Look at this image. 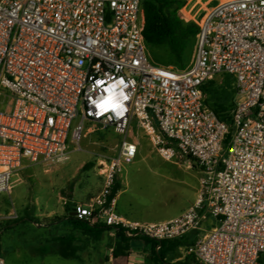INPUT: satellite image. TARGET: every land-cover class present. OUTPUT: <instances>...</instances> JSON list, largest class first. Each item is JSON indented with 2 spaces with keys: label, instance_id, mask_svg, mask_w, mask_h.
<instances>
[{
  "label": "built area",
  "instance_id": "built-area-1",
  "mask_svg": "<svg viewBox=\"0 0 264 264\" xmlns=\"http://www.w3.org/2000/svg\"><path fill=\"white\" fill-rule=\"evenodd\" d=\"M200 11L193 60L180 69L150 49L144 0H0V205L27 169L69 161L96 124L124 139L75 218L155 241L199 231L186 249L199 264H264V0ZM221 74L235 79L230 120L206 103ZM132 122L163 160L199 170L196 200L174 218L140 223L117 211L116 185L139 153Z\"/></svg>",
  "mask_w": 264,
  "mask_h": 264
},
{
  "label": "rangeland",
  "instance_id": "rangeland-1",
  "mask_svg": "<svg viewBox=\"0 0 264 264\" xmlns=\"http://www.w3.org/2000/svg\"><path fill=\"white\" fill-rule=\"evenodd\" d=\"M183 1L184 5L176 8L174 14L191 21L197 18V12L201 13V8H211L221 0ZM150 49L160 50L155 46ZM194 53L195 48L191 62ZM234 84L235 79L229 74L218 75L207 84V104L222 117L229 114L237 100ZM123 139L112 128L104 129L96 124L90 128L86 126L80 149L72 150L69 161L27 169L15 182L11 194L2 196L0 228L9 227L23 218L48 226L67 218L77 204L89 203L103 187L100 162L115 155ZM127 139L138 144L139 153L133 163L125 166L118 181V213L140 222H163L180 215L196 200L199 170L186 160H163L135 122L131 124ZM97 244L94 242V247L106 257L109 252L106 242ZM146 247L151 250V244ZM3 254L8 260L6 252ZM184 255L185 250H181L168 261L180 264L183 261L174 260ZM91 264L96 263L93 260Z\"/></svg>",
  "mask_w": 264,
  "mask_h": 264
},
{
  "label": "crops",
  "instance_id": "crops-1",
  "mask_svg": "<svg viewBox=\"0 0 264 264\" xmlns=\"http://www.w3.org/2000/svg\"><path fill=\"white\" fill-rule=\"evenodd\" d=\"M159 49L163 52L161 48ZM71 213L73 210L69 215ZM214 224L215 222L210 220L205 228L210 229ZM0 234L2 236L0 255L5 258L7 264H91L93 260L96 264H155L149 258V250L146 247L149 243L141 240L140 237L133 241V246L137 245V247L136 249L132 247L128 258L120 257L111 261L109 252L104 258L102 251L94 247V242L96 245L98 242H106L109 251L116 242L115 233L112 231L106 233L101 241L87 238L67 218L53 222L48 226L36 221H18L9 227L0 228ZM200 235L199 231L190 232L181 240L182 246L175 253L168 255L166 263L171 264L168 260L179 254L181 250H185V255L176 257L174 262L180 260L183 261L180 264H199L192 255L187 254L186 249L195 243ZM62 238L69 239L71 242H66L63 246L56 248L55 240ZM3 252L8 255V260Z\"/></svg>",
  "mask_w": 264,
  "mask_h": 264
},
{
  "label": "trees",
  "instance_id": "trees-1",
  "mask_svg": "<svg viewBox=\"0 0 264 264\" xmlns=\"http://www.w3.org/2000/svg\"><path fill=\"white\" fill-rule=\"evenodd\" d=\"M183 5V0H144L145 37L147 41L151 45L161 48L163 52L171 57L174 65L180 69H185L191 63L192 53L199 33V27L195 22H185L174 14V10L181 8ZM206 87L207 85L204 88L205 93ZM215 112L217 114L219 113L217 111ZM219 116L222 119L230 120L229 114L225 117ZM230 138L231 134L228 135L226 142ZM119 188L120 186L117 184L115 192ZM67 219L83 236L94 240L101 241L106 233L115 231V258L128 255L133 247V241L138 239L135 235H129L118 228H112L105 224H91L84 220H78L71 215H68ZM24 221H26V218L20 220V222ZM1 237L0 234V242ZM140 239L151 244L149 258L155 264L166 263L168 255L175 253L182 246L181 240L155 241L148 238ZM55 242L56 248H59L66 242L69 243L71 241L62 238L56 239ZM64 256L67 257V255Z\"/></svg>",
  "mask_w": 264,
  "mask_h": 264
},
{
  "label": "water",
  "instance_id": "water-1",
  "mask_svg": "<svg viewBox=\"0 0 264 264\" xmlns=\"http://www.w3.org/2000/svg\"><path fill=\"white\" fill-rule=\"evenodd\" d=\"M71 216H75V213H71Z\"/></svg>",
  "mask_w": 264,
  "mask_h": 264
}]
</instances>
